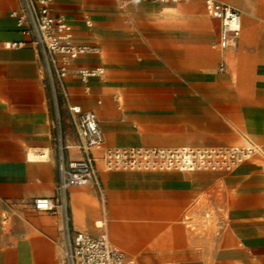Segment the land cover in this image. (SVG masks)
Listing matches in <instances>:
<instances>
[{
    "label": "crops",
    "instance_id": "obj_1",
    "mask_svg": "<svg viewBox=\"0 0 264 264\" xmlns=\"http://www.w3.org/2000/svg\"><path fill=\"white\" fill-rule=\"evenodd\" d=\"M217 1L242 15L241 36L224 50L205 0H52L75 42L98 49L74 59L65 81L70 105L98 117L105 141L96 156L247 140L263 149L229 172L100 163L102 193L73 187V227L106 232L136 264H264V0ZM20 4L0 0V264H66L62 216L34 208L56 190L55 116L38 51L12 16ZM81 68L104 73L85 82ZM62 112L67 157L81 159L66 104ZM211 207L214 225L197 222Z\"/></svg>",
    "mask_w": 264,
    "mask_h": 264
},
{
    "label": "built area",
    "instance_id": "obj_2",
    "mask_svg": "<svg viewBox=\"0 0 264 264\" xmlns=\"http://www.w3.org/2000/svg\"><path fill=\"white\" fill-rule=\"evenodd\" d=\"M167 3L172 0H152ZM185 1V0H178ZM52 0H21L19 8L12 12L27 43L37 49L41 72L46 84L49 100L54 110V143L57 153L58 179L55 194L34 200L37 211L51 212L62 216L64 234L63 258L66 264H136L106 232L92 235L76 230L70 214V190L75 186L91 185L103 191L98 174V165L105 169H179L231 170L263 153V149L251 140L243 145L196 149L191 147H125L108 148L96 156L94 149L104 144V132L96 113L83 111L78 105H70L66 88L72 61L79 56L98 53L89 45L77 44L72 26L63 16L52 14ZM207 13L220 21L221 49L235 45L242 27V15L236 6L217 0H205ZM90 24V22H88ZM22 42L9 43V47H20ZM104 73L103 68H81L78 74L83 81ZM68 106L79 147L81 159H69V144L65 139L60 103Z\"/></svg>",
    "mask_w": 264,
    "mask_h": 264
},
{
    "label": "rangeland",
    "instance_id": "obj_3",
    "mask_svg": "<svg viewBox=\"0 0 264 264\" xmlns=\"http://www.w3.org/2000/svg\"><path fill=\"white\" fill-rule=\"evenodd\" d=\"M235 1L237 3H239L240 0H235ZM241 33H242V31H241ZM240 36H241V34H240ZM233 48H235V47H233ZM62 105H63V102L61 101V103H60V113H61V116H62L63 129H64V134H65V126H64V121H63ZM231 146H234V145H231ZM183 147H191V146H183ZM174 148H180V147H174ZM191 148L202 149V148H213V147H191ZM168 149H173V148H168ZM234 169H231V170H197V171H226V172H229V171H233ZM164 170H168V169H164ZM171 170H176V169H171ZM177 170H179V169H177ZM179 171H184V170H179ZM206 205H207V203L204 204L201 201L198 206L200 207V209H202ZM203 210H201V211H203ZM70 214H71V210H70ZM207 215H209L208 218H205ZM225 216L227 217V214ZM195 218H196L197 222L202 223L203 221L207 220L208 222H210L211 225L212 224L214 225L215 221L219 218V215L216 212L215 208L211 207L210 210L204 211L201 215L195 216ZM196 230L199 231L200 233H202V229H199V227H197Z\"/></svg>",
    "mask_w": 264,
    "mask_h": 264
},
{
    "label": "bare ground",
    "instance_id": "obj_4",
    "mask_svg": "<svg viewBox=\"0 0 264 264\" xmlns=\"http://www.w3.org/2000/svg\"><path fill=\"white\" fill-rule=\"evenodd\" d=\"M242 28V27H241ZM241 33V32H240Z\"/></svg>",
    "mask_w": 264,
    "mask_h": 264
}]
</instances>
